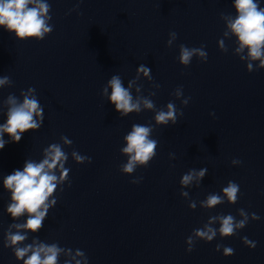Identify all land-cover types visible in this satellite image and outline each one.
Instances as JSON below:
<instances>
[{"label": "water", "instance_id": "95a60500", "mask_svg": "<svg viewBox=\"0 0 264 264\" xmlns=\"http://www.w3.org/2000/svg\"><path fill=\"white\" fill-rule=\"evenodd\" d=\"M53 31L42 41H19L0 28V77L11 86L0 88V124L7 117L3 101L35 88L43 108V126L23 134L18 143L8 141L0 150V264H22L10 248L3 246L9 224L23 223L27 214L13 221L6 213L10 193L3 178L23 169L26 160L39 162L43 149L73 141L64 147L69 154L71 186L57 190L56 205L49 209L39 233L28 234L25 243L39 238L60 247L82 250L88 264H264V69L249 73L246 63L233 54L235 38L218 41L225 31L221 13L235 16L234 0H47ZM264 7V0H260ZM78 5V7H77ZM177 33L171 47L170 32ZM205 45L206 63L193 57L189 66L177 59L179 45ZM151 69L152 80L141 74V94L157 109L173 102L183 116L176 125L155 126L157 155L147 168L122 174L127 162L120 149L133 124H152L155 113L145 110L121 118L115 106L101 95L113 75L125 87L141 65ZM158 84L157 89L153 87ZM182 86L187 106L173 95ZM111 89L109 88V94ZM133 96L138 95L135 86ZM214 113V115H210ZM76 150L92 162L77 164L70 153ZM174 154V159L169 154ZM242 161L232 165L231 161ZM207 168L199 187L183 189L180 179L190 169ZM143 177L139 184L131 180ZM240 186L238 202L214 209L200 207L210 193L222 194L228 181ZM195 200V210L189 208ZM256 213L238 234L206 243L198 240L186 251V239L210 216L231 214L238 209ZM218 223V222H217ZM214 227L218 228L216 224ZM256 243L246 247L242 238ZM234 249L223 256L216 244ZM63 256L60 264H63Z\"/></svg>", "mask_w": 264, "mask_h": 264}, {"label": "clouds", "instance_id": "9594fccd", "mask_svg": "<svg viewBox=\"0 0 264 264\" xmlns=\"http://www.w3.org/2000/svg\"><path fill=\"white\" fill-rule=\"evenodd\" d=\"M82 2V0H81ZM78 7V5H77ZM232 7L235 9V16L221 13L220 18L225 23V31L218 41V47L222 52L229 50L225 40L235 38L233 54L238 56L242 62L246 63L249 73L264 69V7H261L260 0H234ZM51 5L47 0H0V28L14 34L19 41L34 39L42 41L53 31V26L49 23ZM177 39L176 32L169 33L167 46L171 47ZM205 45L199 48H189L184 44L179 45V63L185 67L189 66L193 57L200 62L206 63L208 54L204 50ZM151 69L141 64L136 70V76L128 81L127 87L119 75H113L103 87L101 95L106 97L115 106V110L121 118L127 117L131 113L139 114L149 110L155 113L152 124H133L131 131L124 137V145L120 152L127 157V162L120 166V171L125 175H132L138 167L147 168L150 162L157 155L156 149L158 141L152 138L155 126L176 125L178 118L183 116L182 109H177L173 102H169L165 108L157 109L154 102L149 98L155 92H150L149 97L141 94L142 85L137 84L141 74L151 81ZM12 80L8 76L0 77V88L11 86ZM135 86L138 95L133 96L132 89ZM153 87L159 88L158 84ZM109 88L111 92L109 94ZM35 88H28L21 91L22 101L14 94H9L3 101L7 106L6 121L0 124V150L6 143L4 135L10 137L12 143H18L23 134L28 131L36 132L43 126V108L35 94ZM173 95L181 100L183 106L189 103L188 98H183L182 86L177 87ZM214 115V113H210ZM62 143H52L43 149V159L39 162L26 160L23 169H16L11 174L3 178V189L10 193V203L6 207V213L13 221L27 214L23 223L13 222L9 224L4 233L3 246L13 251L15 259L22 261V264H60V257L63 256V264H88L85 253L76 249L63 248L58 243H46L38 237L32 239L31 243H25L28 234H36L44 227V221L48 216L49 209L57 203L55 193L57 190L63 191L65 183L71 186L69 179V168L65 164L69 154L64 151V147H71L73 141L67 136H61ZM71 158L77 164L91 163V157L81 155L73 150ZM170 159H174V154H169ZM232 165H239L242 161L233 159ZM207 174V168L199 170L193 168L182 175L180 195L189 198V193L183 189L195 184L199 187ZM143 177L134 178L132 184H139ZM240 186L234 181H228L227 186L222 188V194L210 193L206 199L200 201V207L206 210L214 209L225 201L234 205L238 202ZM197 203L190 200L189 208L195 210ZM239 220L231 214H217L210 216L208 221L201 228L194 229L192 234L186 239L188 245L186 251L191 253L194 250L196 241L201 240L206 243L212 242L219 234L221 238H228L238 234L239 230L246 227L249 220H259L256 213L249 214L243 208L238 209ZM218 222V223H217ZM218 224L216 228L214 225ZM242 243L254 249L256 243L247 237L242 238ZM223 249V256L234 255V249L216 244L215 251Z\"/></svg>", "mask_w": 264, "mask_h": 264}]
</instances>
